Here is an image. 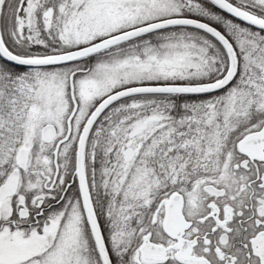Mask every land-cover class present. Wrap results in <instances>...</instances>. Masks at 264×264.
I'll use <instances>...</instances> for the list:
<instances>
[{
	"label": "snow or ice",
	"instance_id": "1",
	"mask_svg": "<svg viewBox=\"0 0 264 264\" xmlns=\"http://www.w3.org/2000/svg\"><path fill=\"white\" fill-rule=\"evenodd\" d=\"M0 264H264V0H0Z\"/></svg>",
	"mask_w": 264,
	"mask_h": 264
}]
</instances>
